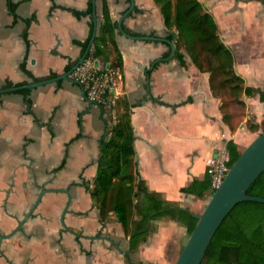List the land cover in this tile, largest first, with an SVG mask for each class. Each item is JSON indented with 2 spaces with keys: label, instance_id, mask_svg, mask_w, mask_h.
Segmentation results:
<instances>
[{
  "label": "crops",
  "instance_id": "crops-1",
  "mask_svg": "<svg viewBox=\"0 0 264 264\" xmlns=\"http://www.w3.org/2000/svg\"><path fill=\"white\" fill-rule=\"evenodd\" d=\"M11 1L15 13L8 0H0V86L7 79L33 80L22 71V62L35 76L67 71L100 18V0L95 1L97 13L94 0ZM199 1L232 49L244 84L264 89V0ZM107 3L122 66L105 103L90 101L73 71L67 78L27 88V94H0V232L12 230L46 189L22 227L0 238V264H128L130 235L116 215L100 221L86 186L96 173L99 140L111 123L115 96L124 94L129 102L141 178L194 213L212 192L206 159L228 157L227 141H242L241 125L232 132L222 119L208 72L188 56L180 61L173 55L155 0ZM118 22L131 36L119 31ZM242 98L259 121L264 107L258 93ZM186 234L176 219L159 222L132 259L173 264Z\"/></svg>",
  "mask_w": 264,
  "mask_h": 264
},
{
  "label": "trees",
  "instance_id": "trees-1",
  "mask_svg": "<svg viewBox=\"0 0 264 264\" xmlns=\"http://www.w3.org/2000/svg\"><path fill=\"white\" fill-rule=\"evenodd\" d=\"M155 2L168 29L167 39L174 44L173 55L180 61L188 56L198 69L208 72L210 88L220 97L222 119L232 132L235 131L246 106L242 96L258 93L264 107V89L244 84L242 76L234 68L232 49L222 40L216 20L199 0ZM8 8L15 13L16 2L8 0ZM98 11L100 18L94 38L91 42L88 38L83 49L90 42L86 56L104 62L110 68L120 69L122 57L116 42V23L110 16L107 0H100ZM28 22L29 19L26 25ZM75 62L66 65L65 69H70ZM20 67L33 80L56 74L52 71L45 76H35L25 63L22 62ZM20 83L24 82L7 79L1 86ZM28 90L21 88L17 91L27 94ZM25 101L29 106V97ZM112 111L111 123L99 140L96 173L86 186L101 222L118 214L124 233L131 236L126 262L139 264L132 256L138 245L148 241L157 230L159 222L176 219L188 234L197 217L190 209L150 189L139 175L133 144L134 128L129 102L124 94L114 97ZM250 128H256V125L252 124ZM226 148V161L230 166L243 149L240 150L239 144L232 139L227 141ZM206 182L208 186V178ZM248 192L264 195V170L250 184ZM180 249L175 253L174 260ZM200 264H264V202L243 200L236 203L214 232Z\"/></svg>",
  "mask_w": 264,
  "mask_h": 264
},
{
  "label": "water",
  "instance_id": "water-1",
  "mask_svg": "<svg viewBox=\"0 0 264 264\" xmlns=\"http://www.w3.org/2000/svg\"><path fill=\"white\" fill-rule=\"evenodd\" d=\"M95 1L96 0H94V13H97ZM117 25L122 34L131 36L122 29L120 22H118ZM96 29L97 28H95V31L91 35L90 42L94 38ZM90 42L73 66L67 71L43 79L29 80L24 83L12 84L9 86H0V94L21 88L30 89L47 82L55 81L58 78H67L68 75L84 60L89 50ZM95 63H97V61H95ZM99 65L102 66L103 62H99ZM263 170L264 129L258 132L243 148L239 156L229 166L220 184L209 195L203 209L200 212L195 213L197 221L191 232L188 233L173 264H200L214 232L236 203L243 200L264 202V195L248 192L250 184ZM45 191L46 189L43 188L38 192L36 199L18 220L16 226L9 232H0V238H7L22 227L23 223L32 214L38 204L42 193ZM116 217L119 218L118 214H116ZM130 237L131 236H129V238Z\"/></svg>",
  "mask_w": 264,
  "mask_h": 264
},
{
  "label": "built area",
  "instance_id": "built-area-1",
  "mask_svg": "<svg viewBox=\"0 0 264 264\" xmlns=\"http://www.w3.org/2000/svg\"><path fill=\"white\" fill-rule=\"evenodd\" d=\"M97 61V63H95ZM119 68L100 66L99 60L85 56L84 60L73 70V76L81 84L87 98L95 103H105L116 85ZM227 156H209L206 159V172L209 176L212 191L220 184L229 165Z\"/></svg>",
  "mask_w": 264,
  "mask_h": 264
},
{
  "label": "rangeland",
  "instance_id": "rangeland-1",
  "mask_svg": "<svg viewBox=\"0 0 264 264\" xmlns=\"http://www.w3.org/2000/svg\"><path fill=\"white\" fill-rule=\"evenodd\" d=\"M252 124H255L256 128H250V125ZM240 125L242 141L241 143H239V148L240 150H242L258 132L264 129L263 113L261 112L259 121H255V115L250 112H247V107L245 106L242 119L240 120L237 127H239ZM187 235L188 234H186V236Z\"/></svg>",
  "mask_w": 264,
  "mask_h": 264
}]
</instances>
